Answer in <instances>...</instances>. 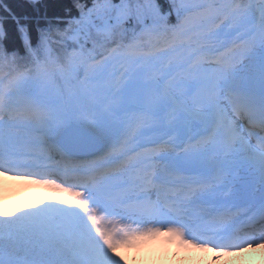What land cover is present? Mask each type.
<instances>
[{
	"label": "snow or ice",
	"instance_id": "snow-or-ice-1",
	"mask_svg": "<svg viewBox=\"0 0 264 264\" xmlns=\"http://www.w3.org/2000/svg\"><path fill=\"white\" fill-rule=\"evenodd\" d=\"M12 18L0 175L66 198L0 201V264L264 243V0H71L35 35Z\"/></svg>",
	"mask_w": 264,
	"mask_h": 264
},
{
	"label": "rangeland",
	"instance_id": "rangeland-1",
	"mask_svg": "<svg viewBox=\"0 0 264 264\" xmlns=\"http://www.w3.org/2000/svg\"><path fill=\"white\" fill-rule=\"evenodd\" d=\"M62 192L53 191L24 179L0 175V201L9 210L34 205L41 197L58 200ZM65 198V194L63 195ZM118 254L127 264H264V243L239 250H212L185 247L163 236L143 242L138 247L120 248Z\"/></svg>",
	"mask_w": 264,
	"mask_h": 264
},
{
	"label": "trees",
	"instance_id": "trees-1",
	"mask_svg": "<svg viewBox=\"0 0 264 264\" xmlns=\"http://www.w3.org/2000/svg\"><path fill=\"white\" fill-rule=\"evenodd\" d=\"M3 5L6 6L9 12L4 11V7L0 6V16L7 17L5 26L9 32L15 37V22L12 18L14 15L20 18L24 23H27L33 30L35 35V28L39 21L40 26H44L46 20H54L56 17L65 15V9L71 7V0H39L38 4L32 0H3ZM75 15V9H73ZM62 26V25H61ZM10 47L13 45H9ZM15 46L19 47V42L15 41ZM62 194L66 196V193ZM61 196L60 201L65 197Z\"/></svg>",
	"mask_w": 264,
	"mask_h": 264
},
{
	"label": "bare ground",
	"instance_id": "bare-ground-1",
	"mask_svg": "<svg viewBox=\"0 0 264 264\" xmlns=\"http://www.w3.org/2000/svg\"><path fill=\"white\" fill-rule=\"evenodd\" d=\"M244 248H246V247H244Z\"/></svg>",
	"mask_w": 264,
	"mask_h": 264
}]
</instances>
